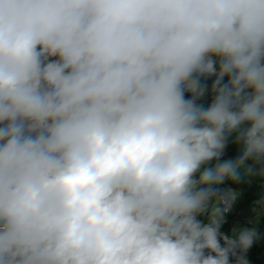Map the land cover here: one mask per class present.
Listing matches in <instances>:
<instances>
[{"label": "clouds", "instance_id": "obj_1", "mask_svg": "<svg viewBox=\"0 0 264 264\" xmlns=\"http://www.w3.org/2000/svg\"><path fill=\"white\" fill-rule=\"evenodd\" d=\"M249 159L264 0H0V264H249Z\"/></svg>", "mask_w": 264, "mask_h": 264}, {"label": "trees", "instance_id": "obj_2", "mask_svg": "<svg viewBox=\"0 0 264 264\" xmlns=\"http://www.w3.org/2000/svg\"><path fill=\"white\" fill-rule=\"evenodd\" d=\"M213 79L214 78H209L206 80L209 88L211 87ZM186 95L190 94L186 93ZM211 98V94H207L200 102L204 103L206 106L211 102ZM236 154L237 152L235 146L229 144L226 148L225 156L222 159L235 158ZM246 164L253 165L256 169L264 167V161L258 163L252 159H249L246 161ZM224 184H229L234 187L240 192V196L232 205L231 211L226 214V222L221 231L226 235L232 236V229L234 228L237 230L241 228L255 229L258 233L259 239H257L253 246L248 250L246 254L247 259L249 264H264V215L259 216L256 223H250L248 221V217L251 215L249 209L253 205L254 201L259 198L258 194L261 193L259 183L256 180L252 181L251 183L243 180L239 184H235L230 181H225ZM201 217L202 215L198 218L201 220ZM230 264H235L234 258H230Z\"/></svg>", "mask_w": 264, "mask_h": 264}, {"label": "built area", "instance_id": "obj_3", "mask_svg": "<svg viewBox=\"0 0 264 264\" xmlns=\"http://www.w3.org/2000/svg\"><path fill=\"white\" fill-rule=\"evenodd\" d=\"M229 187L234 188V187H232V186L229 185V184H224V185H221V186H220V188H229ZM248 221H249L250 223H256V222H257V219H256L255 217H254V218L248 217Z\"/></svg>", "mask_w": 264, "mask_h": 264}, {"label": "rangeland", "instance_id": "obj_4", "mask_svg": "<svg viewBox=\"0 0 264 264\" xmlns=\"http://www.w3.org/2000/svg\"><path fill=\"white\" fill-rule=\"evenodd\" d=\"M249 217H251V218H256L257 219V216H256V214L255 213H252ZM201 220L204 222V223H207V215L205 214V215H202V217H201Z\"/></svg>", "mask_w": 264, "mask_h": 264}]
</instances>
